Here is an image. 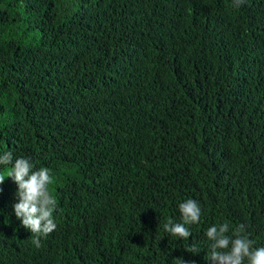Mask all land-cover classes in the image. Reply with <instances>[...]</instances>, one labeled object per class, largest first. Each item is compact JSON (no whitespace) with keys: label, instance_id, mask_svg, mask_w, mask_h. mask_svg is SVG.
Returning a JSON list of instances; mask_svg holds the SVG:
<instances>
[{"label":"trees","instance_id":"16d2710c","mask_svg":"<svg viewBox=\"0 0 264 264\" xmlns=\"http://www.w3.org/2000/svg\"><path fill=\"white\" fill-rule=\"evenodd\" d=\"M6 151L50 170L57 228L35 247L0 166V264H211L223 222L264 246V0H0Z\"/></svg>","mask_w":264,"mask_h":264},{"label":"clouds","instance_id":"9594fccd","mask_svg":"<svg viewBox=\"0 0 264 264\" xmlns=\"http://www.w3.org/2000/svg\"><path fill=\"white\" fill-rule=\"evenodd\" d=\"M244 0H232V6L239 9ZM11 167L7 170V178L17 185V201L13 205L15 216L22 226L31 232L32 243L41 247V237H47L56 230L54 212L57 211V199L49 190L54 178L47 167L35 169L29 158H15L11 151L0 154V166ZM5 177L0 175V184ZM182 222L169 220L164 229L170 235L181 239H189L192 235L186 225L200 222L202 209L195 199H187L179 204ZM210 242L208 261L211 264H264V246L256 247L243 224L232 227L223 222L209 227L205 233ZM199 253L195 248L188 250ZM180 264H185L179 258Z\"/></svg>","mask_w":264,"mask_h":264}]
</instances>
